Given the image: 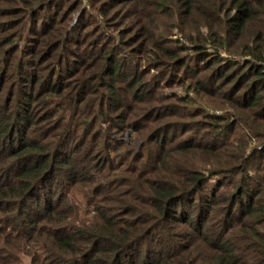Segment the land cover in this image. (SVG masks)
<instances>
[{"label":"trees","instance_id":"trees-1","mask_svg":"<svg viewBox=\"0 0 264 264\" xmlns=\"http://www.w3.org/2000/svg\"><path fill=\"white\" fill-rule=\"evenodd\" d=\"M67 1L0 0L5 264L21 238L42 248L35 264H264V0H97L104 34L83 17L69 28ZM171 83L226 114L181 124L201 107L179 109ZM113 120L156 147L152 162L137 156L142 176L118 170L126 191L102 171L120 147L102 132ZM83 181L94 214L70 220Z\"/></svg>","mask_w":264,"mask_h":264},{"label":"rangeland","instance_id":"rangeland-1","mask_svg":"<svg viewBox=\"0 0 264 264\" xmlns=\"http://www.w3.org/2000/svg\"><path fill=\"white\" fill-rule=\"evenodd\" d=\"M96 2L97 0H68L66 3L67 5L66 13H68V16H69V21H68L69 28H75L78 25L81 17H83L82 18V20L84 21L83 25L85 26V24H87L86 22L90 24L88 25V28H87L89 30L88 32H95L100 27L99 32L101 34H104L99 24L97 25H95V23L92 24L91 16H89V13H88L90 12V10H92V7L95 5ZM83 9H88L86 10L87 11L86 14L82 13ZM107 20H111V17L108 18ZM16 53L20 54V49H18ZM153 71H154L153 68L148 66L146 70L144 71V73L149 76L154 73ZM169 85H170L169 87H165L163 89V93L166 95L175 94L177 97H181L178 100L176 99L172 101L173 104H175L179 109H182L181 107H183L184 104H186L185 102L183 103L182 100H185L186 98H188L189 100L191 99L192 104L201 107V109L203 110L201 111L200 109L199 111H196L197 113H195V115H193V117L191 118L182 117V119H177L179 120L181 124L182 123L189 124L191 120H192L191 122H193L195 119L198 120L199 112H208V113L214 112L216 114L224 113L218 105L219 102L214 100V102L211 101L212 105L208 104L206 100L204 99L203 95H197L191 89L186 91L184 90V88H182V85L173 84V83ZM98 92H103V89L97 87V89L93 91V93H95L96 96ZM207 100L210 101L209 98H207ZM126 105L128 106L127 103ZM130 109L131 108H124L122 112L124 114L127 112H131ZM162 120H167V119L164 118ZM128 124L129 123L128 122L126 123V121L124 123L122 122L115 123V120H113L109 122L110 128L109 126L107 127L104 122L102 126V132L108 138L107 145L110 144L111 142L109 138L113 140H118V144L120 145L119 149L116 150V152L115 151L110 152L107 148L104 149L103 151L104 152L103 156H108V161H110V165L108 166L109 168H106V162L104 161L102 162V168L104 165V168L102 170L103 173H104V170H106L108 173L111 172L112 175L118 177L119 181L117 182L116 190L126 191L128 190V187H129L125 185L126 184L125 180L127 179V177H123L122 175H120L118 170H120V172L124 171L125 176H128L126 175V170H128L129 172L139 171V174H140L139 176H142L143 171L140 166V158L136 160L137 156H141L140 153L142 152V157L144 156L143 160H145V155L148 154V159L150 156L149 162H152L153 156L155 155V152H156V149H155L156 147L154 146L152 142L150 144L146 142V146L144 145L145 147L143 146L144 148L141 149V144L145 140L147 133H148V131H145L144 127H140L143 125L141 124L137 125L139 126L138 128L132 129L129 127ZM185 126L180 125L179 129L172 131V134L174 135L172 139L173 141L175 140L179 141L181 140V138H183V136H185L186 131L185 132L183 131V129L185 130L186 128ZM191 131L197 133V135H200L202 129L199 131L198 130L196 131V129H192L190 130V132ZM238 132H239V129L235 128L232 133H238ZM194 138L196 140V137ZM2 146L4 147L3 152H5V146L0 145L1 148ZM1 154L2 153H0V155ZM100 158H99V155H95L93 163L95 161L97 163ZM147 162L148 160H146V163ZM147 164H150V163H147ZM130 168H135V170L130 171L129 170ZM136 168H138V170H136ZM130 176H133V175L131 174ZM109 178H110V175L103 174V179H99V182H102V183L107 182V180L109 181ZM113 180L115 179H111V182ZM95 186L96 185L93 183L87 184V182H84V181L80 183H74L72 189L68 193V198H70V201L73 207L71 211L72 215L69 216L70 220L71 218L73 219L74 217L77 221H81L88 217L93 216L94 214L93 205L92 203H88L86 201L85 196L87 195L88 191H91L92 188ZM100 197H101V194H98L97 192L98 202H99ZM13 245L14 247L13 246L8 247V249L10 248V250L13 251V253H15V257H13L14 260L12 264H35L33 258L36 255H42V248L37 245L35 246L34 242L31 243L28 239H22V238L17 239L16 241H13ZM0 248L1 249L5 248L4 240L2 238L0 239ZM3 256L4 254L0 253V264H5L6 262V260L3 259ZM7 262L8 264H11V262L9 261Z\"/></svg>","mask_w":264,"mask_h":264}]
</instances>
